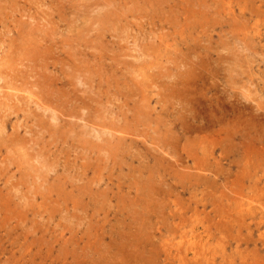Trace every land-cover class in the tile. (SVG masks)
<instances>
[{
	"label": "rangeland",
	"instance_id": "obj_1",
	"mask_svg": "<svg viewBox=\"0 0 264 264\" xmlns=\"http://www.w3.org/2000/svg\"><path fill=\"white\" fill-rule=\"evenodd\" d=\"M0 264H264V0H0Z\"/></svg>",
	"mask_w": 264,
	"mask_h": 264
}]
</instances>
